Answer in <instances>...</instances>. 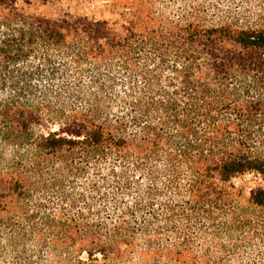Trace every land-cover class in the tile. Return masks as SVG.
Segmentation results:
<instances>
[{"label": "trees", "instance_id": "trees-1", "mask_svg": "<svg viewBox=\"0 0 264 264\" xmlns=\"http://www.w3.org/2000/svg\"><path fill=\"white\" fill-rule=\"evenodd\" d=\"M53 1L0 0V264H264V0Z\"/></svg>", "mask_w": 264, "mask_h": 264}, {"label": "rangeland", "instance_id": "rangeland-1", "mask_svg": "<svg viewBox=\"0 0 264 264\" xmlns=\"http://www.w3.org/2000/svg\"><path fill=\"white\" fill-rule=\"evenodd\" d=\"M55 0L52 3L42 5L36 3L32 9L40 13H46L51 16H58L64 12H70L72 14L87 15L102 20H110L119 17V14L126 11L128 6L125 0ZM116 2L117 5H111ZM246 179H236L237 184L252 185L247 182Z\"/></svg>", "mask_w": 264, "mask_h": 264}]
</instances>
